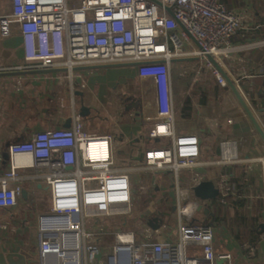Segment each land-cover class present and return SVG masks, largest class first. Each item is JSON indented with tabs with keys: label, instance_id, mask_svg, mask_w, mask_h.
<instances>
[{
	"label": "built area",
	"instance_id": "1",
	"mask_svg": "<svg viewBox=\"0 0 264 264\" xmlns=\"http://www.w3.org/2000/svg\"><path fill=\"white\" fill-rule=\"evenodd\" d=\"M155 1L161 5L152 0H73L76 5L70 0H0V38L20 34L24 59L33 69L62 68L73 74L83 67L136 66L137 99L148 127L142 136L144 165L177 172L200 160V137L180 125L219 116L218 89L227 84L207 56L218 61L230 49L240 18L221 0ZM193 38L200 48L187 53L184 44ZM184 59L205 64L214 83L173 85L171 64ZM147 90L149 113L144 111ZM111 141L110 135H87L75 123L9 146L11 168L0 177V208L17 205L22 188L11 182H18L23 167L42 170L50 193L49 210L36 216L39 264H216L213 224L193 219L185 205L178 206L176 242L135 239L141 232L132 225L128 170L114 165ZM94 142L99 143L96 152ZM232 146L223 142L227 161L237 159ZM190 246L202 251L190 255Z\"/></svg>",
	"mask_w": 264,
	"mask_h": 264
},
{
	"label": "crops",
	"instance_id": "2",
	"mask_svg": "<svg viewBox=\"0 0 264 264\" xmlns=\"http://www.w3.org/2000/svg\"><path fill=\"white\" fill-rule=\"evenodd\" d=\"M221 3L239 16L240 27L230 49L219 55V64L233 80L264 131V0H221ZM182 61L173 60L171 64L173 85L214 83L207 68L203 67V71L199 68L177 69V64ZM76 71L71 74L62 68L33 69L24 59L20 34L14 32L0 38V177L11 168L8 154L11 144L29 140L38 132L65 128L67 122H71V127L80 123L83 130L84 118L92 109H101L114 91L135 93L139 104L135 73L104 82L92 73L87 81L83 73L78 75ZM89 82H93L92 85ZM148 96H152L149 90L145 93L146 99ZM218 96L217 118L180 125V129L195 131L200 137V160L177 172L170 168L155 170L141 161L145 147L142 136L148 128L143 126L142 116L129 121V126L117 139L118 146L114 144L116 134L105 135L112 138L114 165L128 170L131 220L133 229L141 232V235L137 234L138 239L176 242L180 220L178 206L185 205L193 219L213 224L216 264H264V143L230 89L219 88ZM83 106L89 110L85 109L81 116ZM227 141L233 145L230 152L237 155L234 161L225 159L223 142ZM120 145L125 146L126 151H121ZM114 149L118 150L116 160ZM17 161H27V158ZM42 173L34 167L18 169L19 180L11 183L19 184L26 191V198L20 195L16 206L0 208V222L4 227L0 228V248L6 246L4 241L13 245L10 228L17 226L21 219L20 202L33 203L34 216L49 210L51 198ZM132 173H138L139 177L132 178ZM142 179L149 181L142 184ZM213 180H218V196L209 199L195 196L194 189L198 184ZM133 185L136 188L134 194ZM143 187L144 192L140 191ZM149 196H154V202ZM142 199H145L142 209L137 212L140 206L137 203ZM156 203L162 213L153 218L145 217V210ZM153 219L159 221V227L155 229L149 224ZM6 233L11 234L9 240ZM201 251V246L187 248L190 255H198Z\"/></svg>",
	"mask_w": 264,
	"mask_h": 264
},
{
	"label": "rangeland",
	"instance_id": "3",
	"mask_svg": "<svg viewBox=\"0 0 264 264\" xmlns=\"http://www.w3.org/2000/svg\"><path fill=\"white\" fill-rule=\"evenodd\" d=\"M76 1V0H74ZM76 5V2H73V0H70V5ZM180 31V30H179ZM199 47L196 45L194 41L185 42L184 44V50L187 53L193 52L194 50H198ZM175 63V62H174ZM205 64L203 63H193L189 59H184L182 63L177 64V69L182 70H192L194 69H200L204 70ZM67 72V71H66ZM77 74L81 75L83 73V77L85 80L88 81L89 74H95L96 77L99 78V80L106 81H116L118 79H122L125 75L128 76L129 74L135 73L136 75V66L134 65H112V66H96L93 68L83 67V69H77ZM77 76L74 75V78ZM124 79V78H123ZM93 82H89V84L92 85ZM138 93V92H137ZM152 109V101L151 97H147L145 99L144 103V111L145 112H151ZM140 106L136 103L135 100V93L128 92L124 90H120L119 92H113L110 100L106 104L101 105V109H92V111L84 118L83 122V133L87 135H105L111 132L116 134V139L114 140L115 146H118V138L121 133H123L127 126H129V121H136L140 118ZM126 123L124 122V120ZM123 120L122 123L119 121ZM83 122H81L83 124ZM96 131V132H95ZM121 151H126L125 146H121ZM118 149V148H117ZM114 149V159L116 160L117 152L118 150ZM141 161H145V154H142V157L140 156ZM116 162V161H115ZM119 162L117 161V164ZM132 178L139 177L138 173H132ZM149 181L142 179L140 182ZM151 183V182H150ZM135 186L133 185L132 192L135 193ZM140 191L144 192L145 188L140 189ZM150 200L154 202V196L150 197ZM145 199H142L141 202L137 203L139 204V208L137 210L140 211L142 209V205ZM138 201V200H136ZM19 203V202H18ZM161 207V204H160ZM159 208L156 205H151L150 209L145 210V217H151L153 218L155 215H158ZM18 210L21 212V219L16 221L18 224L17 226L10 228L11 234L13 235V238L11 239L13 245L9 244L8 241H4L5 245L2 248H0V264H39L38 259V243H39V235L36 231V214L34 216V205L33 203H30L29 201L26 204L19 203ZM0 228H4L3 224L0 222ZM36 233L34 235V232ZM11 234H7V240L10 239ZM33 235V237H32ZM27 240V241H26Z\"/></svg>",
	"mask_w": 264,
	"mask_h": 264
},
{
	"label": "water",
	"instance_id": "4",
	"mask_svg": "<svg viewBox=\"0 0 264 264\" xmlns=\"http://www.w3.org/2000/svg\"><path fill=\"white\" fill-rule=\"evenodd\" d=\"M154 1L155 4H157L158 6H160L161 4L155 0ZM166 11L172 15V10L171 8H166ZM179 26L184 29L183 25L181 23H179ZM193 41L196 43V45L200 48V45L198 44V42H196V40L193 38ZM207 58L209 59V61L212 63V65L214 66V68H216L220 74L223 76V78L225 79V82L227 84V87L230 89L231 93L233 94V96L235 97V99L237 100V102L239 103V105L241 106L242 110L244 111L245 115L247 116V118L250 120V122L252 123V125L254 126L256 132L258 133L259 137L261 138V140L264 143V131L262 130V128L259 126L258 122L256 121V119L254 118L253 113L251 112V110L248 108L247 104L245 103L243 97L241 96L239 90L237 89L235 83L233 82L232 79L229 78V76L224 72V70L222 69V67L220 66L219 62L212 57L211 55H208ZM87 110L88 108L86 107H82L81 110ZM85 110V111H86ZM89 110V109H88ZM87 110V111H88ZM81 116L84 115L81 111ZM65 128H70L71 127V122H67L64 126ZM69 169L71 167H68ZM220 193L219 190V185H218V180H213L210 182H201L200 184H198L195 189H194V194L195 196L201 198V199H209L211 197H216L218 196ZM24 198H26V191L22 190V194H21ZM149 224L155 229L157 227H159V221L157 219H153L149 222ZM135 239H138L137 237H135ZM103 254V248L99 247L98 248V253L96 254V258L99 260L101 259ZM103 264V263H101Z\"/></svg>",
	"mask_w": 264,
	"mask_h": 264
},
{
	"label": "bare ground",
	"instance_id": "5",
	"mask_svg": "<svg viewBox=\"0 0 264 264\" xmlns=\"http://www.w3.org/2000/svg\"><path fill=\"white\" fill-rule=\"evenodd\" d=\"M93 141H97V140H92V142H93ZM101 143H102V142H101ZM98 144H99V143H96V142L92 143V148H91V149H92L93 151L96 152L97 150H95V149H96V146H99ZM105 146H106V145H105L104 142H103V143H102V149H103V150H104ZM103 153H104V152L102 151V154H103Z\"/></svg>",
	"mask_w": 264,
	"mask_h": 264
},
{
	"label": "flooded vegetation",
	"instance_id": "6",
	"mask_svg": "<svg viewBox=\"0 0 264 264\" xmlns=\"http://www.w3.org/2000/svg\"><path fill=\"white\" fill-rule=\"evenodd\" d=\"M82 111V113H85V110H81ZM150 220V219H149Z\"/></svg>",
	"mask_w": 264,
	"mask_h": 264
}]
</instances>
